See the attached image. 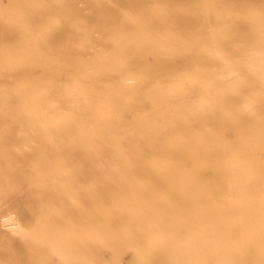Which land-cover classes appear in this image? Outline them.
<instances>
[{
	"label": "bare ground",
	"instance_id": "1",
	"mask_svg": "<svg viewBox=\"0 0 264 264\" xmlns=\"http://www.w3.org/2000/svg\"><path fill=\"white\" fill-rule=\"evenodd\" d=\"M147 1L116 20L135 29L100 30L96 62L66 46L44 83L4 76L0 202L33 187L23 199L45 217L10 230L22 250L0 234V252H54L53 264H122L126 249V264H264V0H241L261 29L217 27L206 40L168 27L176 20Z\"/></svg>",
	"mask_w": 264,
	"mask_h": 264
},
{
	"label": "rangeland",
	"instance_id": "2",
	"mask_svg": "<svg viewBox=\"0 0 264 264\" xmlns=\"http://www.w3.org/2000/svg\"><path fill=\"white\" fill-rule=\"evenodd\" d=\"M135 1L0 0V83L4 80L5 75L10 76L7 83L14 85L46 82L48 80L46 76L52 75V71L46 66L47 61L57 60L59 62L65 53L63 51L66 46L69 51L78 52L85 59L98 60L103 45L100 30L107 28L115 31L119 27L127 29L137 27L133 23L116 24V20L119 19L121 13L133 15L142 10L138 8ZM146 4L148 10L152 8L151 15L163 14L167 17L168 23H171L172 19L176 20L177 23L168 27L198 28L203 40L208 39L210 30L217 27L237 28L242 24L250 23L257 31L262 28L260 23L251 22L249 15L252 9L241 0H238V3L232 0H148ZM262 5L264 6V4ZM60 8L63 9V12ZM262 12H264V8ZM179 13L185 15L176 19L175 14ZM236 14H242L243 16L235 19ZM108 15L112 17V19L110 18L111 22L104 24L103 21ZM187 15H194L197 20L196 24L181 23L187 21ZM208 15L211 17L209 23L207 22ZM150 18L152 23L157 19V17L152 16ZM218 23L223 25H218ZM153 25L157 27L155 23ZM107 44L111 43L107 42ZM259 50H264V44L259 46ZM153 56L155 55L152 53L147 54L148 59H153ZM23 59L28 61L27 65L11 64L15 60L20 62ZM6 62H9L10 65ZM6 66L9 67L6 68ZM42 67L46 70H42ZM240 73V71H234L228 76L237 77ZM43 74L45 78L42 82L40 77H43ZM36 76L40 79L36 78L35 82ZM39 80L40 83H38ZM129 82H133V80ZM8 90L14 92L33 91L32 89L13 88ZM194 95L195 90L188 91L190 101L193 100ZM37 193L39 192L33 190V187H29L25 190L12 192V195L17 196L15 201L0 202V234L10 235L11 248L22 250L20 247L22 238L19 235L10 233L11 229L18 227L21 223L23 224L25 217L33 218L34 212L39 217H45V207L41 202H38L31 209L26 200L23 199L25 194ZM40 193L48 194L45 191ZM0 195H2V192H0ZM20 250L19 252L17 250V252H0V264H53V260L58 258L54 252H26ZM132 253L131 249H126L121 254V263L126 264ZM104 257L110 258L109 252H104Z\"/></svg>",
	"mask_w": 264,
	"mask_h": 264
}]
</instances>
